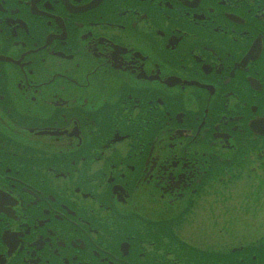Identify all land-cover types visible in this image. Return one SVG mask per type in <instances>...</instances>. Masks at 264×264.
Returning <instances> with one entry per match:
<instances>
[{"label":"flooded vegetation","instance_id":"flooded-vegetation-1","mask_svg":"<svg viewBox=\"0 0 264 264\" xmlns=\"http://www.w3.org/2000/svg\"><path fill=\"white\" fill-rule=\"evenodd\" d=\"M0 264H264V0H0Z\"/></svg>","mask_w":264,"mask_h":264},{"label":"rangeland","instance_id":"rangeland-1","mask_svg":"<svg viewBox=\"0 0 264 264\" xmlns=\"http://www.w3.org/2000/svg\"><path fill=\"white\" fill-rule=\"evenodd\" d=\"M247 210V209H246ZM248 212V210H247ZM202 217V216H201ZM203 217H206L208 219L209 222V227H210V238L211 240L213 239H218L220 236H222V233L227 234V235H236V234H244V238L241 237L240 241H245L248 238L253 237V239L251 241H248L249 243H253L254 244V235L251 233H254V215H248L246 213L243 214V220L242 223L239 224L237 223V220L233 217H235V215H227V216H223L221 217L220 215H213L211 217H208L206 215H203ZM251 217V218H248ZM253 222V223H252ZM191 224V223H189ZM263 224V221H259L258 225ZM182 226H189L186 224H183ZM195 228H201L200 225H196ZM180 231H183L181 228H179ZM194 229V226L190 227V230H185L183 231L184 234V238L187 239L189 242H197L196 238L192 237V236H188L189 233H187L188 231H192ZM197 232V231H196ZM195 232V233H196ZM238 241H234L232 243V245L237 244ZM213 248V247H211Z\"/></svg>","mask_w":264,"mask_h":264}]
</instances>
